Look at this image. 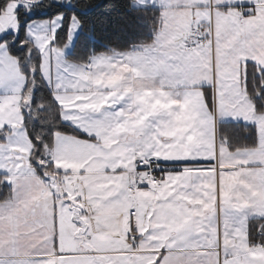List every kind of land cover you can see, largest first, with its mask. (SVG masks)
<instances>
[{"label":"snow or ice","instance_id":"1","mask_svg":"<svg viewBox=\"0 0 264 264\" xmlns=\"http://www.w3.org/2000/svg\"><path fill=\"white\" fill-rule=\"evenodd\" d=\"M162 7L0 0V264H264V0Z\"/></svg>","mask_w":264,"mask_h":264},{"label":"crops","instance_id":"2","mask_svg":"<svg viewBox=\"0 0 264 264\" xmlns=\"http://www.w3.org/2000/svg\"><path fill=\"white\" fill-rule=\"evenodd\" d=\"M184 2H185V0H155V3H157L158 5H164V7L160 8V10L162 12V25H161L160 29L156 32L157 35H160V34L165 32V30H166L165 24L166 23L171 24L173 14L178 12V11H184L185 13H187L190 16L192 21H194L196 19L195 13H193L191 9L180 10V9H177L175 7L177 4L184 3ZM213 2H214V0H213ZM209 11L212 12V16L214 18V16H215V10L214 9H210V8H204V9L197 8V9H195L196 13L203 12V13L207 14ZM205 19H207V16H205ZM188 22H189L188 20L185 21V27H187ZM210 28H211V25L206 22L200 30L201 34L203 33V31L208 30ZM241 83H242V81H241ZM240 90H241V92H243L242 88ZM228 114H229L228 112H222L219 109H217V111H216L215 115H216V119H217V137H216L217 142H219V138H218V126L220 125L219 124V117L221 115H228ZM248 115H249V118H252V110L250 107L248 109ZM208 131H209V137H211V124H209ZM236 151L237 152L256 151V149H253L252 147L237 148ZM241 171H246V170L241 169ZM252 212H255V213L260 214V215H264V209H260V208L252 209L249 213V216H250L249 223L253 220H258L257 218H254L251 216Z\"/></svg>","mask_w":264,"mask_h":264},{"label":"trees","instance_id":"3","mask_svg":"<svg viewBox=\"0 0 264 264\" xmlns=\"http://www.w3.org/2000/svg\"><path fill=\"white\" fill-rule=\"evenodd\" d=\"M154 16L155 20L153 21V27L157 29V31L160 29L162 25V12L161 10H154L150 14V19L151 17ZM142 43H148L147 40H143ZM251 84L249 85V92H251ZM223 131L226 133L230 140H233L234 143L238 144V148H249L251 147L252 141L249 139H245V129L243 128L242 125L236 126V125H219L218 126V138L220 139V132ZM234 137H238V139H233ZM237 149V148H236ZM258 220H253L250 222L251 228H252V233L255 235V228L256 224L258 223Z\"/></svg>","mask_w":264,"mask_h":264}]
</instances>
